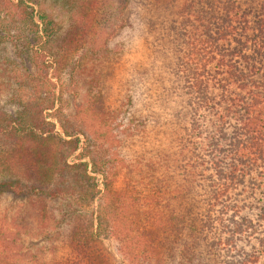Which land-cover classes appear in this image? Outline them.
<instances>
[{"label": "trees", "instance_id": "1", "mask_svg": "<svg viewBox=\"0 0 264 264\" xmlns=\"http://www.w3.org/2000/svg\"><path fill=\"white\" fill-rule=\"evenodd\" d=\"M137 28L173 57L131 58L104 110ZM103 236L125 264H264V0H0V264H122Z\"/></svg>", "mask_w": 264, "mask_h": 264}, {"label": "rangeland", "instance_id": "2", "mask_svg": "<svg viewBox=\"0 0 264 264\" xmlns=\"http://www.w3.org/2000/svg\"><path fill=\"white\" fill-rule=\"evenodd\" d=\"M63 18L66 20V17ZM65 20H63L62 23H64ZM129 31L130 30L125 29L121 32H118L111 43L114 44L116 42H120V45L121 42L125 40L126 36L129 35ZM133 32H135V38L140 41L139 47L142 48L143 51H145L144 55H142L141 52L132 53V51H129L130 49L127 48V51L124 50L123 54L120 56L111 53L109 55V58L101 60L100 64H98L96 67L97 69H100V71L106 72V78L104 76V79L108 84L107 86L110 87L108 91L109 95L104 103V110L107 109V107H116V105L123 99L124 93L126 91V86L128 84V77L135 67L131 58H135V60H137L138 58L143 57L145 59L149 55L148 48L150 44L151 46H153L152 35H147L145 32L143 33L138 28ZM145 38H147L146 41ZM151 46V52H153L154 56H157V65H159L160 63L167 64L172 59V55L170 56V58L164 59V57L160 53L154 52ZM129 47L131 48L130 45ZM91 63L92 62H88V65H91ZM100 243L114 257L117 262H120L122 264L127 263L126 258L119 250V244L115 237L103 236L100 238Z\"/></svg>", "mask_w": 264, "mask_h": 264}]
</instances>
